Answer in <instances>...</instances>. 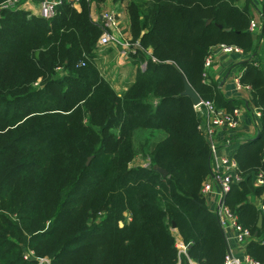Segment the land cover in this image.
Listing matches in <instances>:
<instances>
[{
    "label": "trees",
    "instance_id": "16d2710c",
    "mask_svg": "<svg viewBox=\"0 0 264 264\" xmlns=\"http://www.w3.org/2000/svg\"><path fill=\"white\" fill-rule=\"evenodd\" d=\"M255 1L253 35L254 0H129L132 39L151 53L136 52L146 65L120 94L94 61L100 30L85 1L77 10L62 0L48 20L21 0L0 10V264H224V232L201 193L210 149L184 79L217 108L259 111L254 136L229 137L242 179L224 203L251 231L245 253L264 264V185L254 184L264 171V0ZM221 44L251 55L237 64L245 97L225 99L209 80L204 61ZM137 139L149 164L130 167Z\"/></svg>",
    "mask_w": 264,
    "mask_h": 264
},
{
    "label": "built area",
    "instance_id": "2783aa9c",
    "mask_svg": "<svg viewBox=\"0 0 264 264\" xmlns=\"http://www.w3.org/2000/svg\"><path fill=\"white\" fill-rule=\"evenodd\" d=\"M19 0H7L0 5L1 9H10L17 6ZM71 5L80 4L85 1L89 6L93 4L94 0H67ZM62 0H39V16L44 19H50L56 14L57 6ZM92 23L98 27L100 34L96 41L97 47L106 46H120L126 57H133L137 51H146L141 46L139 40H133L125 35L124 27L118 16L113 10H105L94 19ZM259 21L252 17L249 21L248 31L256 35L259 31ZM222 53L233 54L241 53L242 50L234 45L221 44L216 48ZM212 49V50H213ZM147 52V51H146ZM152 61L156 58L151 56ZM213 61L212 51L207 55L204 61V68L208 70ZM83 65V63H80ZM145 61L141 63V68L145 67ZM205 76V74H203ZM239 73L234 76L233 82L237 91L246 92L249 86L243 85L240 82ZM201 118L198 128L206 136L211 154V172L204 179L201 186V193L203 196L208 194L212 189V184H216L219 190V202L217 211L215 212L222 229L229 227L233 231V235L237 243L245 245L251 238V231L249 228L244 227L237 219L236 214L224 203V196L229 192L233 183L239 182L242 179L241 173L238 170V165L235 158L232 156L231 151L222 152L221 143L218 141V134L220 131L225 130L229 136L223 141V147L230 148L229 137L234 135L240 128L244 121V109L242 107H235L232 110L225 108H217L212 100L200 99L197 105H193ZM254 113L259 116V111L254 109ZM264 160V151L262 154ZM255 185H264V171L258 172L254 177ZM257 205L264 210V205L257 203ZM176 247L179 253L185 254L186 245L180 240L176 239ZM26 259L29 257L24 256ZM189 264H197L189 259ZM224 264H261L253 261L247 254L244 255L243 261L234 257L227 252Z\"/></svg>",
    "mask_w": 264,
    "mask_h": 264
},
{
    "label": "crops",
    "instance_id": "0c3cea01",
    "mask_svg": "<svg viewBox=\"0 0 264 264\" xmlns=\"http://www.w3.org/2000/svg\"><path fill=\"white\" fill-rule=\"evenodd\" d=\"M127 1L128 0H103L102 2L95 1L89 6V17L90 19H94L95 17L99 16L103 10L111 9L118 14L122 22V26L124 27L126 37L132 38L130 18L128 8H126L128 6ZM254 3L256 6L253 8L252 14L260 24L261 15L259 13L258 3L255 0ZM23 5H25L27 8L23 7ZM20 6L22 9L30 11L31 14L39 15V0H21ZM35 6H37L36 12L35 10L33 11ZM72 6H74L77 10L80 9L79 4ZM257 49L260 56L262 57L261 67L264 71V38L258 42ZM146 51L148 54L151 53L150 48H148ZM95 54L94 61L96 62V66L99 69L101 75L111 84L113 89L118 94L124 91L127 86L134 81L138 69L141 68V63H137L135 57H126L123 49L120 46L110 45L106 47H97L95 49ZM212 56V64L207 70L209 80L217 84V88L225 99L245 97L247 94L246 92L236 90L233 78L239 73L237 64L249 60L251 55L244 52L225 54L219 49H213ZM107 67L109 68L108 71L106 69ZM258 125L259 116H257L254 111L251 113V116L245 114L244 112V121L240 128L235 132V134L238 135L237 140H244L248 137L254 136L256 134V128ZM227 136H229L228 132L225 130L220 131L218 134V141L221 143V151L229 153L232 151L233 146L228 149L222 145ZM204 200L209 210L212 212L217 211L219 190L216 184H212V189L204 196ZM258 202L259 200L256 199L255 203L257 204ZM223 232L227 244V252L243 261V257L246 254L244 251L245 245L237 243L231 228L226 227L223 229ZM173 233L176 239H180L176 229H173Z\"/></svg>",
    "mask_w": 264,
    "mask_h": 264
},
{
    "label": "rangeland",
    "instance_id": "374dc122",
    "mask_svg": "<svg viewBox=\"0 0 264 264\" xmlns=\"http://www.w3.org/2000/svg\"><path fill=\"white\" fill-rule=\"evenodd\" d=\"M96 0H94L95 2ZM37 3V2H36ZM129 3V0L127 1V4ZM23 7L27 8L25 5H23ZM19 8H22L21 6ZM35 8V9H34ZM33 8V11L35 10V12L37 11V6H35ZM127 8V7H126ZM106 10H111V9H106ZM105 11V10H103ZM102 11V12H103ZM30 12V11H29ZM107 71L109 70V68L107 67L106 68ZM106 75V74H105ZM162 136L161 133H157L155 137H152L150 142L151 143H154L156 142L160 137ZM135 146H136V149H137V155L129 162L128 166L130 167H133V166H147L149 164V160L147 157H145V155L143 154V152L141 151L140 149V142L139 140H135ZM146 152V151H145ZM24 255L23 256H28L29 254V257L33 255V252L31 250H27V249H24ZM28 257V258H29ZM25 258V257H24ZM26 259V258H25ZM39 264H49V260H47L46 258H41L40 259V263Z\"/></svg>",
    "mask_w": 264,
    "mask_h": 264
},
{
    "label": "water",
    "instance_id": "95a60500",
    "mask_svg": "<svg viewBox=\"0 0 264 264\" xmlns=\"http://www.w3.org/2000/svg\"><path fill=\"white\" fill-rule=\"evenodd\" d=\"M220 27V26H219ZM228 75V74H227ZM226 75V76H227ZM182 94L187 95L190 99L193 105H197L200 102V98L196 91L188 84V82L184 79V90ZM90 157L87 159L86 164L89 163ZM159 171L163 174L166 175V171L163 169H159ZM261 225V217L258 220L257 226L260 227ZM120 226H122V223H120ZM174 228V224H173ZM189 247V246H188Z\"/></svg>",
    "mask_w": 264,
    "mask_h": 264
}]
</instances>
